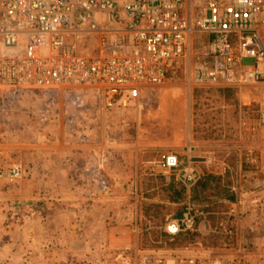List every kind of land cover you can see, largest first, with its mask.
<instances>
[{"label":"rangeland","instance_id":"rangeland-1","mask_svg":"<svg viewBox=\"0 0 264 264\" xmlns=\"http://www.w3.org/2000/svg\"><path fill=\"white\" fill-rule=\"evenodd\" d=\"M192 50L125 105L91 87L0 91V264H264V84L197 86ZM189 162L220 178L198 200ZM188 208L193 229L168 232Z\"/></svg>","mask_w":264,"mask_h":264},{"label":"built area","instance_id":"built-area-1","mask_svg":"<svg viewBox=\"0 0 264 264\" xmlns=\"http://www.w3.org/2000/svg\"><path fill=\"white\" fill-rule=\"evenodd\" d=\"M195 43V85L264 84V0H0V91L91 87L125 105L188 63ZM181 176L196 181L190 162ZM191 210L168 232L193 229Z\"/></svg>","mask_w":264,"mask_h":264},{"label":"trees","instance_id":"trees-1","mask_svg":"<svg viewBox=\"0 0 264 264\" xmlns=\"http://www.w3.org/2000/svg\"><path fill=\"white\" fill-rule=\"evenodd\" d=\"M209 179H212L216 183L220 181L219 177H213V176H209V175H207L206 177H202V178L198 179L195 182L194 186L190 189L191 200H198L199 199L198 193H200L201 192L200 190L203 189L207 185V181ZM168 189H169V191H171V193L168 194V201L169 202L178 203L184 199L185 187L182 184H176V183L170 182L168 184ZM216 189H217V191L213 192L212 195H220V192H219L217 187H216ZM199 197H202V195ZM220 197L232 200L230 197L228 198V196H226V195H223Z\"/></svg>","mask_w":264,"mask_h":264},{"label":"bare ground","instance_id":"bare-ground-1","mask_svg":"<svg viewBox=\"0 0 264 264\" xmlns=\"http://www.w3.org/2000/svg\"><path fill=\"white\" fill-rule=\"evenodd\" d=\"M239 97H240V99L243 101V102H245V103H247L248 102V100H247V96H243L242 94L241 95H239ZM249 99V98H248Z\"/></svg>","mask_w":264,"mask_h":264}]
</instances>
